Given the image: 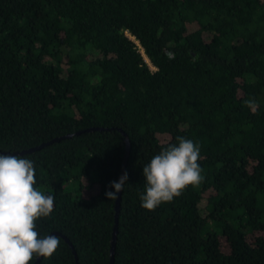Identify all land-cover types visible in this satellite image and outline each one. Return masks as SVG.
Returning <instances> with one entry per match:
<instances>
[{
  "label": "trees",
  "instance_id": "1",
  "mask_svg": "<svg viewBox=\"0 0 264 264\" xmlns=\"http://www.w3.org/2000/svg\"><path fill=\"white\" fill-rule=\"evenodd\" d=\"M121 131L113 264H264V0H0V155L47 144L15 156L60 239L32 264H110ZM177 137L204 180L144 210L142 167Z\"/></svg>",
  "mask_w": 264,
  "mask_h": 264
},
{
  "label": "clouds",
  "instance_id": "2",
  "mask_svg": "<svg viewBox=\"0 0 264 264\" xmlns=\"http://www.w3.org/2000/svg\"><path fill=\"white\" fill-rule=\"evenodd\" d=\"M245 105L255 112L254 99ZM168 143L150 162L142 167L145 187L139 199L144 210L152 211L169 203L190 186L198 187L204 177L198 163L199 145L190 139L177 137ZM124 173L109 185L108 200H117L127 180ZM33 162L15 155H0V264H32L38 258H50L60 245L54 235L39 236L36 222L53 211L54 197L35 187Z\"/></svg>",
  "mask_w": 264,
  "mask_h": 264
},
{
  "label": "water",
  "instance_id": "3",
  "mask_svg": "<svg viewBox=\"0 0 264 264\" xmlns=\"http://www.w3.org/2000/svg\"><path fill=\"white\" fill-rule=\"evenodd\" d=\"M88 131H92V130H88ZM122 135L125 137L124 139V142H125V149H126V155H125V160H124V163H123V170H122V174L121 176L123 175L124 173V170H125V164H126V160H127V157H128V154H129V141H128V138L126 137V135L121 131ZM64 138H69V136L67 137H64ZM54 141H58V139L54 140ZM53 142V141H52ZM49 144V143H48ZM47 144H44V145H41L37 148H34V149H31V150H28V151H24V152H21V153H13V155H21V154H24V153H31V152H34L36 150H40L42 149L44 146H46ZM4 155H10V153H2ZM120 196H121V192L118 193V198L116 200V204H115V211H116V215H115V226L113 228V233H112V240H111V249H110V254H111V259H110V264H113V260H114V249H115V245H116V235H117V214H118V211H119V201H120ZM54 236H56V234H54ZM67 243L68 241L65 240ZM70 247L72 248V246L70 245ZM74 255H75V252L73 251ZM40 258H38L39 260Z\"/></svg>",
  "mask_w": 264,
  "mask_h": 264
},
{
  "label": "rangeland",
  "instance_id": "4",
  "mask_svg": "<svg viewBox=\"0 0 264 264\" xmlns=\"http://www.w3.org/2000/svg\"><path fill=\"white\" fill-rule=\"evenodd\" d=\"M148 62V61H146ZM153 70V68H151ZM49 191V189H47ZM64 190L69 192L73 197H76L78 194V189H77V183L73 179H69L64 183ZM46 189H44V192Z\"/></svg>",
  "mask_w": 264,
  "mask_h": 264
}]
</instances>
